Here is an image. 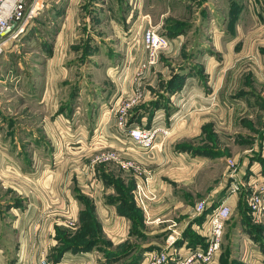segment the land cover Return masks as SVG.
Wrapping results in <instances>:
<instances>
[{"label":"crops","instance_id":"0c3cea01","mask_svg":"<svg viewBox=\"0 0 264 264\" xmlns=\"http://www.w3.org/2000/svg\"><path fill=\"white\" fill-rule=\"evenodd\" d=\"M175 1L184 9L191 2L55 0L54 21H60L52 36L41 35L36 50L27 51L32 22L7 42L5 50L15 58L5 61L0 74V132L7 136L0 133V214L13 215L18 264L54 261L60 246L78 236L100 241L66 252L57 263L106 264L105 250L120 251L139 231L153 245L141 262L147 264L148 252L165 249L171 229L183 239L167 263L176 264V252L207 241L210 212L204 214L223 201L232 214L212 264H264V214L257 219L248 204V181L264 175V7H257L264 0H193L195 14L213 20L202 28L215 43L193 59L202 78L186 73L180 91L161 96L160 75L152 70L139 83L142 103L131 121L148 125L166 115L171 130L155 149L126 148V135L111 116L135 95L129 68L146 56L141 32L150 25L163 29L175 18ZM169 38L163 54L172 55L180 42ZM155 68L163 70L160 63ZM9 78L19 83L7 87ZM145 102L150 103L142 112ZM98 114L104 121L102 145L120 148L122 159L133 160L141 171L116 161L97 163L102 148L78 149L65 141L67 132L90 135ZM12 149H19L17 155ZM5 156L21 164L8 168ZM229 158L236 168L227 164L223 171ZM53 162L58 165L48 167ZM232 184L242 189L231 192ZM200 201L206 205L202 213L196 210ZM88 204L97 231L83 226ZM186 230L191 238H183Z\"/></svg>","mask_w":264,"mask_h":264},{"label":"rangeland","instance_id":"374dc122","mask_svg":"<svg viewBox=\"0 0 264 264\" xmlns=\"http://www.w3.org/2000/svg\"><path fill=\"white\" fill-rule=\"evenodd\" d=\"M56 1L58 2L59 0ZM55 5H58L57 3H55V0H50L48 2L39 4L40 7L38 13L30 21V23L32 22L34 23L30 31V34L34 36H31L33 38L30 39V35H29L28 39H30L32 43L25 47L27 51L36 50L37 46H39L40 44L38 38L41 35H44L45 33H48L49 36H52L56 27L59 26L60 18L58 17L57 18L58 21L57 20L56 22L54 21L55 16L57 15V11H59L58 9L57 10L54 9ZM184 5L185 4L179 1H175L174 10H173L175 18H171L167 20V22L163 24L164 26L163 29H159L156 27L159 31L162 30L161 32L167 33L169 37H179L178 43L180 42V45L178 46L176 52L175 51L174 53L172 52L173 53L172 55L163 54V52L167 49L161 52L159 63L161 68L163 69L162 71H157L155 67H151V68L142 67L144 60H146L147 58V50L145 56L146 58L144 57L143 58L144 60L142 59L143 61L142 60L139 61V65L138 64L133 65L131 66V68H129L130 69L129 70L128 67L130 60L127 59V61H125L127 67L123 66L122 64L123 68L126 67V69H128L130 73L132 70V74L129 75V78L132 77L133 79V83L135 87L134 89L135 95L140 93L141 85H139V83L143 81V79L145 78L144 76H146L145 74L149 70H152L151 73L156 74L158 72V74L160 75L159 87L160 89H162L163 92L161 96H165L166 92L170 93V90H173L174 92L180 91L182 89L181 87L186 73H190L195 76H200L202 78L201 68L197 64H195L194 61L201 59L202 49H205L206 46H210V48H213L214 46L215 43L214 35L212 33L209 34L206 33L205 28H202L203 26L212 23L211 21L213 20L211 18L208 17L203 18L199 14H195V12L198 9V5L195 1L191 0L189 5L188 4L186 5L188 9H184ZM263 5L264 4H259L257 6V4H255V6L259 7V10H262V7H264ZM140 38L141 37L139 36V40H141ZM49 39H51V37H49ZM9 50L10 49L6 48L5 53L0 58V74L4 73L3 71H5L4 68L5 61L8 58H15V52H10ZM32 58L38 59L36 55L32 56ZM193 59L195 60L193 61ZM125 60H126V56H125ZM14 76L16 75H13V77ZM15 78H9V80H7L6 83L3 84L6 85L7 87L13 86L18 82L15 81ZM98 85L99 84H97V86ZM101 93L105 94L104 91H102ZM101 103L102 101H100L99 103L100 106L102 105ZM141 103L142 101L139 102L140 106ZM149 103L150 102L148 103L145 102L144 104H142V108H141L142 112L147 111V107L149 106ZM139 104H137V106ZM135 113L136 112L133 108L132 115H134ZM111 116L116 118V114H112ZM102 117L103 115L99 116V114L97 115V117H95L96 120L94 121L95 123L92 132H90V135L89 134L83 135L84 136L83 138L80 135L81 131H79L78 132L79 134L77 133L75 136L71 137L70 133L66 131L67 133L64 134L65 141L68 142V144L71 147L77 146L75 148L78 149L85 148L88 146L89 147L97 146L99 148H103L104 146L102 145V140L104 136V131H102L103 129H99V127H101L100 125H102L104 122L102 121ZM19 120H21L20 116H19ZM131 120L132 118L130 119V121ZM0 133L3 134L2 135L3 138L7 139V136L4 134L5 132H0ZM71 141H75L76 143H72ZM133 149H139V148L137 146L131 145L129 150H133ZM17 150L12 149L11 153L13 152L15 155H17ZM13 159L6 157L7 162H5V164L8 165V168L14 169L21 164V161H19L17 157H14ZM225 162L226 164L225 163L222 164L223 171L224 170L226 171L227 169L228 161L225 160ZM57 165L58 163L55 164V162H53L48 167L53 168L54 166ZM246 195H247L246 191L242 193V197L244 199L246 198ZM198 200H199L198 198H195L193 204ZM0 220L2 221L0 225V248H3L4 250V253L0 252V264H18L20 260L15 257L16 241L13 238H11V235L15 236V233H17V230H13V226H12L14 222L13 215L11 214L7 215V213L6 214L1 213ZM133 238L134 241L127 242L125 246L122 247L118 252L117 250H113V249H112V253L108 252L109 254H107L106 252H104V258H105L104 262L106 264H134L133 262H136L139 259L140 249L144 250L147 247H153V245L151 246V244L149 243L151 241L149 236L144 234L143 232H137L135 234V237ZM5 254H11V255L5 256ZM62 264H71V263L64 262Z\"/></svg>","mask_w":264,"mask_h":264},{"label":"built area","instance_id":"2783aa9c","mask_svg":"<svg viewBox=\"0 0 264 264\" xmlns=\"http://www.w3.org/2000/svg\"><path fill=\"white\" fill-rule=\"evenodd\" d=\"M50 0H0V58L5 52L7 42L16 37L24 27L30 23L38 13L39 4ZM140 37L147 50V58L142 67H155L160 62L161 52L170 45V38L166 33L160 32L155 26L150 25L141 32ZM141 93L127 99L116 110V126L126 135V148L131 145L137 146L144 151H151L159 145L158 139L166 138L171 130L166 122V115L158 116L151 124H139L130 121L133 108L141 101ZM153 121V120H152ZM104 146L102 151L95 157V162L106 163L108 161L120 162L126 169L141 171V168L133 161L122 159L119 154L120 148H109ZM232 169L236 168L233 159H228ZM245 183H242L244 185ZM251 192L248 196V204L252 214L260 219L264 214V175L255 177L248 181ZM242 189L241 184H232L231 192H238ZM138 195L145 196L142 188H138ZM205 203L200 201L196 210L202 213L205 210ZM232 209L227 201H223L215 207L209 216L207 226V246H197L185 253L176 252V264H212L217 256L221 254L222 241L228 220L231 218ZM181 233L171 229L166 237V247L160 251L148 252L147 264H167L171 259V250H175L176 243ZM39 264H62L55 263L49 258H41Z\"/></svg>","mask_w":264,"mask_h":264},{"label":"trees","instance_id":"16d2710c","mask_svg":"<svg viewBox=\"0 0 264 264\" xmlns=\"http://www.w3.org/2000/svg\"><path fill=\"white\" fill-rule=\"evenodd\" d=\"M183 85V83H182ZM169 91V90H168ZM174 92L173 90H170V93ZM135 111L138 110V107L134 108ZM215 207L211 208L210 210H208L204 215L206 217V215L211 212ZM82 222H83V226H86L87 224L92 227L95 228V231L98 230L97 228V220L95 219V215H94V211H93V207L88 204V207L86 209V211L83 212L82 214ZM140 232V231H139ZM137 233V232H136ZM189 236L191 238V236L193 235L192 232L190 231L188 233V230H186L183 233V238L186 236ZM74 240V241H73ZM73 240H68L66 241L64 244H62L59 248V252L58 254H56L54 261L55 263L60 262L64 256V254L68 251H79L80 249L83 250H87L90 249V247H92V245L95 242H99L100 240H91V239H86L85 237L82 236H78L77 239H73ZM183 239H179L177 241V245H180V243L182 242ZM125 246V245H124ZM194 246H196V244H194ZM193 246V247H194ZM207 246V241L202 243V247H206ZM197 247V246H196ZM152 247H147L144 250L140 249V255H139V259L136 262H133L134 264H141L143 258H144V253L146 251H148V249H151ZM78 249V250H77ZM105 252L107 254L112 253V251L110 250H105ZM109 252V253H108Z\"/></svg>","mask_w":264,"mask_h":264}]
</instances>
